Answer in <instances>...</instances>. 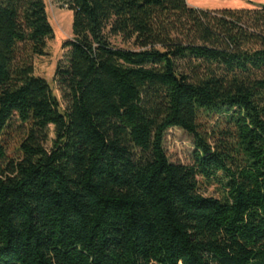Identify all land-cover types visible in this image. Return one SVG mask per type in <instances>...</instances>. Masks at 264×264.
I'll use <instances>...</instances> for the list:
<instances>
[{
  "label": "trees",
  "instance_id": "trees-1",
  "mask_svg": "<svg viewBox=\"0 0 264 264\" xmlns=\"http://www.w3.org/2000/svg\"><path fill=\"white\" fill-rule=\"evenodd\" d=\"M54 1L74 15L65 108L35 76L45 0H0V264H264V6Z\"/></svg>",
  "mask_w": 264,
  "mask_h": 264
},
{
  "label": "rangeland",
  "instance_id": "rangeland-1",
  "mask_svg": "<svg viewBox=\"0 0 264 264\" xmlns=\"http://www.w3.org/2000/svg\"><path fill=\"white\" fill-rule=\"evenodd\" d=\"M48 15L54 28L55 38L50 41L47 48V55L36 57L34 60L35 76L45 79L55 97L65 105L56 84V73L58 65L65 63L67 49L65 44L73 39V20L74 15L54 0H45ZM189 5L196 9L218 11V10H244L255 9L264 6V0H190ZM112 45L123 50H137L133 43H125L121 38H112ZM165 147L171 162L188 165L191 163L192 153L195 150L194 138L181 129H172L166 137ZM17 152V144H11L10 154ZM201 193L205 196L222 197V190L216 184H208L204 181L200 184Z\"/></svg>",
  "mask_w": 264,
  "mask_h": 264
},
{
  "label": "crops",
  "instance_id": "crops-1",
  "mask_svg": "<svg viewBox=\"0 0 264 264\" xmlns=\"http://www.w3.org/2000/svg\"><path fill=\"white\" fill-rule=\"evenodd\" d=\"M190 0H188V2H189ZM191 7H193V8H195L194 6H192V5H190Z\"/></svg>",
  "mask_w": 264,
  "mask_h": 264
}]
</instances>
